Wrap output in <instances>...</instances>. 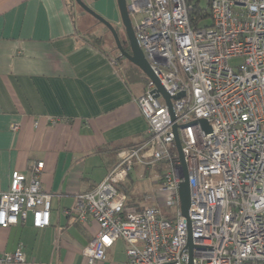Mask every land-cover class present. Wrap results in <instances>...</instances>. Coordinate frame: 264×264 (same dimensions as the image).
<instances>
[{
  "label": "built area",
  "instance_id": "1",
  "mask_svg": "<svg viewBox=\"0 0 264 264\" xmlns=\"http://www.w3.org/2000/svg\"><path fill=\"white\" fill-rule=\"evenodd\" d=\"M125 2L136 42L175 114L192 244L212 246L192 248V264H264V0H209L210 25H193L185 0ZM154 89L147 79L136 98L147 123L145 139L120 150L103 180L76 195L66 212L80 223L98 224L82 251L86 264L104 261L116 240L126 245L127 264H187L177 187L184 174L165 100L160 92L153 99ZM180 91L183 96L171 98ZM198 119H206L213 133L203 136L199 122L178 127ZM157 163L167 170L147 196L155 205L127 206L120 186L133 167ZM42 170L43 163L35 162L27 177L11 175L8 190L0 192V228L28 218L35 229L50 225L52 195L42 190ZM24 262L20 248L0 254V264Z\"/></svg>",
  "mask_w": 264,
  "mask_h": 264
},
{
  "label": "crops",
  "instance_id": "2",
  "mask_svg": "<svg viewBox=\"0 0 264 264\" xmlns=\"http://www.w3.org/2000/svg\"><path fill=\"white\" fill-rule=\"evenodd\" d=\"M82 1L120 26L115 0ZM77 9L74 0H0V192L14 172L27 177L30 165L42 162L41 187L52 195L48 227L35 229L28 218L0 228V254L20 248V264H86L82 251L98 224L66 212L76 195L103 180L120 150L146 137L136 98L147 78L103 49L101 38L86 36ZM141 171L134 166L120 186L137 210L155 205L131 199L136 185L127 183ZM125 251L116 240L96 264H127Z\"/></svg>",
  "mask_w": 264,
  "mask_h": 264
},
{
  "label": "water",
  "instance_id": "3",
  "mask_svg": "<svg viewBox=\"0 0 264 264\" xmlns=\"http://www.w3.org/2000/svg\"><path fill=\"white\" fill-rule=\"evenodd\" d=\"M117 10L119 13V19H120V25L124 29V38H121L112 24L108 22L106 19H104L101 15L93 11L89 6H87L82 0H74L76 5L81 8L84 12H86L88 15H90L92 18L100 22L111 34L114 39V42L116 44V50L118 51L119 58H123L127 60L131 65L136 67L140 70V72L148 79L154 82V84L157 87V90H152L149 92L151 97L154 99L158 96L157 92H160V94L163 96L166 106H167V112L170 117L171 127H172V134L175 140V147L176 151L179 157V160L182 164V170H183V181L180 183H177L178 187V195H179V205H180V211L181 215L186 218V231H187V240L185 248L188 249V257H187V264H192V248H211L212 246H203V245H193L192 244V237H191V224L189 220V213L188 208L190 205L189 202V186L187 182V173L186 168L183 160V156L181 153V147L180 142L177 136L176 132V124H175V114L173 112V109L170 104V96L158 80V78L155 76L151 68L149 67L147 61L145 60L137 42L134 36V31L132 28V24L128 15L126 2L125 0H115ZM184 95V91H180L176 93L175 95L171 96L172 99L179 98ZM195 122H199L201 126V130L203 133V136L212 134V130L210 128V125H208L206 119H198L195 121H191L189 123L180 125L178 127L192 124ZM168 136L169 133H166Z\"/></svg>",
  "mask_w": 264,
  "mask_h": 264
},
{
  "label": "rangeland",
  "instance_id": "4",
  "mask_svg": "<svg viewBox=\"0 0 264 264\" xmlns=\"http://www.w3.org/2000/svg\"><path fill=\"white\" fill-rule=\"evenodd\" d=\"M90 8L92 9V7ZM75 20L78 27L86 36H91L92 39L101 38V47L103 49H106L112 55H119L118 51L116 50V44L114 42L112 34L100 22L92 18L79 7L77 9V14L75 15ZM110 23L116 30L117 34L121 38H124V29L122 28V26L116 25L114 21H111ZM206 25H210L209 20L206 21ZM237 62L239 61L233 60L231 64H235ZM166 170L167 166L162 163H157L150 168L143 169V171H141V176L137 177V181L135 178V181L131 180L127 183H134L136 185L135 189L133 188L129 191V193H131V199L135 203L139 200L142 202L150 203L151 200H149L147 196H151L153 192L158 188L160 177Z\"/></svg>",
  "mask_w": 264,
  "mask_h": 264
},
{
  "label": "trees",
  "instance_id": "5",
  "mask_svg": "<svg viewBox=\"0 0 264 264\" xmlns=\"http://www.w3.org/2000/svg\"><path fill=\"white\" fill-rule=\"evenodd\" d=\"M186 4L190 6L189 18L193 25H196L198 21H207L209 19V12L206 5L209 0H185ZM130 68L135 69L130 66Z\"/></svg>",
  "mask_w": 264,
  "mask_h": 264
}]
</instances>
